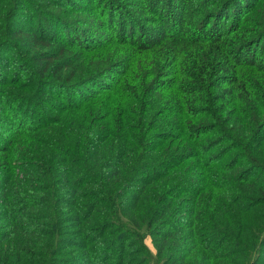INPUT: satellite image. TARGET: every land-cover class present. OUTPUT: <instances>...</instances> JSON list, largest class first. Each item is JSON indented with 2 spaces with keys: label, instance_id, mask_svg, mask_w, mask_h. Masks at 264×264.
I'll list each match as a JSON object with an SVG mask.
<instances>
[{
  "label": "trees",
  "instance_id": "16d2710c",
  "mask_svg": "<svg viewBox=\"0 0 264 264\" xmlns=\"http://www.w3.org/2000/svg\"><path fill=\"white\" fill-rule=\"evenodd\" d=\"M35 1L0 0V264H264V0Z\"/></svg>",
  "mask_w": 264,
  "mask_h": 264
},
{
  "label": "rangeland",
  "instance_id": "374dc122",
  "mask_svg": "<svg viewBox=\"0 0 264 264\" xmlns=\"http://www.w3.org/2000/svg\"><path fill=\"white\" fill-rule=\"evenodd\" d=\"M57 1L58 2L65 1L67 3H70L69 5L75 7L77 10H79V17H81V18H90L94 21L100 22L101 20H104L108 14L111 16H113V15L115 16L113 9L112 8L110 9V0H57ZM140 1L141 0H129V1L125 2L124 0H119L118 2H120L119 4H121L119 9H121L124 6L125 11H127L128 14L130 13V16H132L134 18L133 22H136L139 19L145 18L148 16V15H146V12L143 9H141L143 7V5H145V4L143 2H140ZM28 9H29V12L34 14V15H40L42 13L41 4H40L39 0H36L35 3H33V5L31 3L28 4ZM117 14L118 13H116V15ZM128 14L125 15V17L129 16ZM198 14H199L198 11L196 12V11L192 10V13H191V11H189V15H191V16L197 17ZM117 18H119V20L123 19L122 17H118V16H117ZM92 20H88V21H86V23H88V25H92L91 24ZM139 26H141V25H139ZM140 29L142 30L141 27H140ZM98 31L99 32L101 31L100 32L101 34L105 33V30L103 28L98 29ZM105 34H109V33L106 32ZM146 244L153 251V246L151 244V240L146 239Z\"/></svg>",
  "mask_w": 264,
  "mask_h": 264
}]
</instances>
